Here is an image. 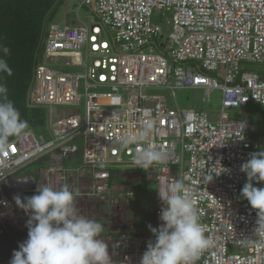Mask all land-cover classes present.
<instances>
[{
	"label": "built area",
	"instance_id": "2783aa9c",
	"mask_svg": "<svg viewBox=\"0 0 264 264\" xmlns=\"http://www.w3.org/2000/svg\"><path fill=\"white\" fill-rule=\"evenodd\" d=\"M79 3L89 9L90 25H45L38 48L43 57L36 58L28 89L27 105L45 110L50 139H40L29 128L0 150V220L9 234L21 243L28 238L30 214L16 206L14 196L31 197L45 185L67 186L77 193L78 214L116 232L109 239L112 264H140L155 238L136 233L129 213V197L135 192L124 188L120 201L114 195L113 172L137 168L158 189L170 180L184 183L204 233L213 241L193 264H264V236L255 234L257 210L248 201L238 202L240 184L248 182L241 165L264 150L249 137L250 124L226 112L250 104L264 106V77L240 70L242 61L264 62V0ZM154 10L168 17L172 31L166 37L151 21ZM60 59L68 60L57 70L53 66ZM68 67H83L84 73L67 72ZM150 87L169 89L173 99L176 90L202 89L205 101L218 89L219 118L212 121L203 110L170 107L163 95L145 93ZM146 118L157 121L151 137L122 148V139L138 132ZM149 146L165 152L167 163L138 167L135 154ZM30 165L35 166L28 172ZM212 168L216 171L207 182ZM156 196L159 208L152 227L160 226L164 206L158 191ZM11 259L0 264H10Z\"/></svg>",
	"mask_w": 264,
	"mask_h": 264
},
{
	"label": "clouds",
	"instance_id": "9594fccd",
	"mask_svg": "<svg viewBox=\"0 0 264 264\" xmlns=\"http://www.w3.org/2000/svg\"><path fill=\"white\" fill-rule=\"evenodd\" d=\"M0 52L7 55L8 49L0 48ZM0 73L12 74L3 58H0ZM156 127L155 119H144L138 132L122 139V148L143 144ZM28 129L27 121L21 119L19 110L8 99L7 87L0 83V150L7 148L10 137L26 135ZM134 161L140 168L164 165L167 154L149 146L137 152ZM215 171V168L209 170L205 176L207 182L212 181ZM241 171L248 180L241 196L257 210L255 234L264 236V187L252 183L264 182V151L253 153L241 165ZM76 194L67 186L56 189L45 185L31 197H13L16 206L30 215L26 224L28 238L13 252L10 264H112L108 244L98 238L104 225L78 214ZM158 196L164 205L159 215L161 224L148 225L155 239L149 241L140 264H193L194 258L212 246L213 241L204 233L188 190L182 181L170 180L160 186Z\"/></svg>",
	"mask_w": 264,
	"mask_h": 264
},
{
	"label": "trees",
	"instance_id": "16d2710c",
	"mask_svg": "<svg viewBox=\"0 0 264 264\" xmlns=\"http://www.w3.org/2000/svg\"><path fill=\"white\" fill-rule=\"evenodd\" d=\"M61 0H0V52L6 60L11 75L0 73V83L8 89V99L19 110L21 119L34 131L44 127L45 110L27 105L28 89L39 56L41 34ZM17 137H10L9 141Z\"/></svg>",
	"mask_w": 264,
	"mask_h": 264
},
{
	"label": "rangeland",
	"instance_id": "374dc122",
	"mask_svg": "<svg viewBox=\"0 0 264 264\" xmlns=\"http://www.w3.org/2000/svg\"><path fill=\"white\" fill-rule=\"evenodd\" d=\"M161 13V12H160ZM90 12L87 8L80 6L79 0H61L60 5L55 11L53 18L47 22L46 25L55 24L60 27L64 25L71 24H80L83 23L85 25H90ZM166 15H160L157 11L154 10V13L151 16V21L153 23H158L161 27L162 34L166 37L171 33L172 27L171 24L166 23ZM162 52H166L167 50L161 48ZM39 58L43 57L41 54L38 56ZM68 59H60V64L57 66H53L55 69H61L59 66L62 62ZM47 66H51V64H47ZM67 72L76 73L82 72L84 73V68L81 69L76 67H68L64 69ZM240 70L241 72L251 71L255 72L264 77V62L263 63H252L249 61L240 62ZM220 80L222 78V69L219 70ZM96 91H106L105 89H98ZM147 94H160L163 95L167 101L168 106L175 107L177 104L179 107L183 108H193L195 110H203L207 113L208 118L212 121H215L219 118L220 110H221V91L218 89H214L209 94L208 101H205V94L202 89H180L175 91V98L170 94V90L165 87H150L144 89ZM78 93L81 95L80 104L78 107L83 106L84 103V88L82 83L78 86ZM231 118L240 120V121H249L253 126H256V131H249L248 135L252 140H255L260 143L262 149L264 150V106H260L258 104H250L242 109H228L226 110ZM36 134L42 140H49L50 136L48 134V130L44 127L39 130H35ZM79 158L76 159V165L79 163ZM35 165H30L27 169L28 172L33 170ZM247 182H242L239 187L238 194V202L247 201L241 196V191L244 184ZM255 187L262 188L264 187V182L261 185ZM158 186L155 182H149L147 186H140V192L145 193L147 199L154 197L157 194ZM101 235L109 236L110 238L116 237L115 231H104ZM230 252H235V248H230Z\"/></svg>",
	"mask_w": 264,
	"mask_h": 264
},
{
	"label": "crops",
	"instance_id": "0c3cea01",
	"mask_svg": "<svg viewBox=\"0 0 264 264\" xmlns=\"http://www.w3.org/2000/svg\"><path fill=\"white\" fill-rule=\"evenodd\" d=\"M80 24H71V25L77 26ZM247 122L251 126V129H249V131L257 130L256 126H253L248 120ZM113 172L116 174V179H117V185L115 184V188H114L115 190L114 195L117 198H119L120 201H123L124 200V197L122 196L123 189L132 188L134 190L135 195L129 197L130 200L129 213L135 219L136 233L139 235H147L149 237V234H151V232L149 231L148 225L152 226L155 212L159 208V201L156 196L157 194L154 195V197L147 199L145 193L140 192V186H147L149 183L140 169L118 168ZM104 229L106 231H110L107 230V228ZM98 238L103 239L108 244L109 247V239H110L109 236L101 235Z\"/></svg>",
	"mask_w": 264,
	"mask_h": 264
},
{
	"label": "water",
	"instance_id": "95a60500",
	"mask_svg": "<svg viewBox=\"0 0 264 264\" xmlns=\"http://www.w3.org/2000/svg\"><path fill=\"white\" fill-rule=\"evenodd\" d=\"M0 211H3V209L0 208ZM149 237H153V234H149ZM20 244L21 240L13 238L0 220V263L11 257L13 252L18 250Z\"/></svg>",
	"mask_w": 264,
	"mask_h": 264
},
{
	"label": "bare ground",
	"instance_id": "6f19581e",
	"mask_svg": "<svg viewBox=\"0 0 264 264\" xmlns=\"http://www.w3.org/2000/svg\"><path fill=\"white\" fill-rule=\"evenodd\" d=\"M46 27H48V26H45V29H46Z\"/></svg>",
	"mask_w": 264,
	"mask_h": 264
}]
</instances>
